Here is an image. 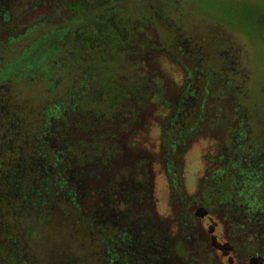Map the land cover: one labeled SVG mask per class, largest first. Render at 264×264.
Segmentation results:
<instances>
[{
	"label": "trees",
	"instance_id": "trees-1",
	"mask_svg": "<svg viewBox=\"0 0 264 264\" xmlns=\"http://www.w3.org/2000/svg\"><path fill=\"white\" fill-rule=\"evenodd\" d=\"M115 1L0 0V42L22 48L16 58L3 60L0 71L8 62L19 66L33 62L20 60L23 55L53 53H48L43 67L47 79H24L11 72L14 87L10 95L0 94V110H8L0 116V250L8 253L12 248L7 264H23L9 242L21 240L13 233L23 229V220L14 219L21 210L29 217L27 222L39 217L29 228L33 229L29 237L38 239L39 229L45 234L41 229L52 226L66 212H72L77 225L87 224L93 233L104 232V241L122 243L145 237L148 241V233L161 225L151 211L150 161L132 151L130 136L150 106L166 109L177 102L167 97L166 80L154 79L143 63L132 62L135 67H128L125 59L139 43L136 31L142 30L139 22L143 21L122 17ZM13 34L20 37L9 38ZM74 34V46L79 45L76 49L87 64L85 76L98 73L97 79H68L66 70H61L58 58ZM54 57L56 62L48 64ZM116 61L124 63L120 66ZM178 107L177 103L173 110ZM174 118L168 117L161 126L164 161L178 158V151L185 149L181 120L175 129L170 126ZM22 155L28 159L19 164ZM252 191L250 196L245 192L237 198H244V205L254 202L263 207L264 191ZM180 203L177 229L167 245L168 261L159 264L194 263L186 241L197 237L194 232L188 234V227L194 229V219ZM34 210L40 215L33 214ZM42 217L51 220L44 222ZM93 243V250H98V243ZM148 257L137 264H154ZM118 258L116 254L114 262Z\"/></svg>",
	"mask_w": 264,
	"mask_h": 264
},
{
	"label": "rangeland",
	"instance_id": "rangeland-1",
	"mask_svg": "<svg viewBox=\"0 0 264 264\" xmlns=\"http://www.w3.org/2000/svg\"><path fill=\"white\" fill-rule=\"evenodd\" d=\"M251 1L254 0L115 1L122 8V17L143 21L139 22L142 30L136 31L139 43L125 59L128 67H135V57L144 58L141 61L149 65L146 66L150 73L156 79L166 80L167 97L179 104L175 111L173 108L177 103L166 109L150 106L130 136L132 151L150 161L151 211L161 220V225L157 231L148 233V241H144L146 237L141 241L134 239L122 243L104 241V232L93 233L89 225H77L72 212H66L55 219L52 226L41 229L45 234L39 229L38 239L29 237L33 230L29 228L39 217H32L33 223L27 222L29 217L21 210L14 214V219L23 220V229L13 232L19 239L21 236V240L9 242L15 247L14 255L19 256L23 264H137L143 256H149V261L154 264L167 262V245L177 229L175 220L182 204L180 201L189 210L184 194L208 189V182L217 205L214 211L202 212V229L211 230L213 241L225 238L220 222V216L225 212V206L221 205L224 199L242 192L250 196L251 190L254 193L257 188L264 191V33L260 32L264 30V19L255 20V14L264 11V0L248 3ZM127 26L133 30V26ZM19 37L18 34L9 36L13 40ZM74 39L75 34L68 41L70 45L65 53L58 58L62 61L61 70H66L64 75L69 74L68 79H97L98 73L90 78L85 76L83 71L87 64L76 49L79 45L74 46ZM9 44L0 42V66L4 59L16 58L22 51ZM177 44L187 46L188 53L193 54L192 60L187 54L180 55ZM142 45L144 49L140 47ZM167 49L177 56L175 60ZM48 53L53 54L48 51L39 56L23 55L20 60L30 58L33 62L20 66L15 61L8 62L6 69L0 71V94H9L14 87L11 72L24 79H47L43 67L49 60ZM56 58L48 64L55 63ZM116 62L120 66L124 63ZM181 64L191 69L197 65L204 69V75L212 77L183 79ZM118 72L123 73V70ZM7 111L1 109L0 116ZM171 116L175 117L170 123L173 129L181 120L179 132L186 139L182 145L185 149L178 151V158L164 161L161 157V126ZM26 159L22 155L18 163ZM29 165L27 167L31 169ZM241 183H244L243 188ZM207 197L204 194L203 200ZM196 202H200L199 198ZM36 212L40 215L36 210L33 214ZM188 216L194 219V215L188 213ZM42 218L44 222L51 220ZM64 221L70 224H64ZM192 232L194 229L188 227V234ZM95 241L99 248L94 251ZM11 251L9 248L6 253L2 248L0 262L7 264ZM132 251L137 252L134 255ZM116 254L119 258L114 262Z\"/></svg>",
	"mask_w": 264,
	"mask_h": 264
},
{
	"label": "flooded vegetation",
	"instance_id": "flooded-vegetation-1",
	"mask_svg": "<svg viewBox=\"0 0 264 264\" xmlns=\"http://www.w3.org/2000/svg\"><path fill=\"white\" fill-rule=\"evenodd\" d=\"M254 2L257 1L254 0L248 3L254 4ZM263 19L264 11L255 14L256 21L260 22ZM260 32L264 33V30ZM262 33L261 36H263ZM170 46L174 47L175 45ZM176 46L181 56L187 54L189 59H191V56L193 57L192 53H188L189 50L184 44H177ZM140 47L144 49L145 46ZM166 51L173 60L177 58L173 55L172 50L167 49ZM135 59L134 63H137L136 65H140L143 63L141 60H144V58L138 59L136 57ZM143 64L147 69L149 65ZM181 68L183 79H209L212 77L204 75V69L197 65L194 69H191L188 65L181 64ZM147 72L156 79V76L150 73L149 69H147ZM231 79L235 78L232 77ZM209 185L208 182L206 185L208 189L198 193L184 194L185 203L190 206L189 213H192V216L194 215V233L197 234V237L192 238V236H189V240H186L189 246L187 250H190V257L194 260L192 264H264V206L257 207L254 202H247L244 205L242 201L245 200L239 201L237 196H232L228 200L224 199L225 201L221 205L225 206V212L220 216V222L224 227L222 233L225 238L213 241L212 234H210L211 230L203 231L204 228L202 229V212L207 209L214 211L217 205L215 195L209 189ZM204 194L208 195L207 200H203ZM198 198L200 202H196ZM191 243L193 246H191ZM187 260L189 261V258ZM183 264H186V262Z\"/></svg>",
	"mask_w": 264,
	"mask_h": 264
}]
</instances>
